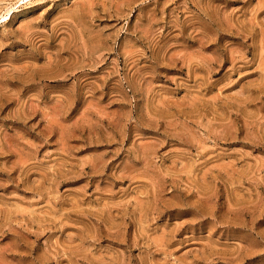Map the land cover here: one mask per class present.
Here are the masks:
<instances>
[{
  "label": "rangeland",
  "instance_id": "374dc122",
  "mask_svg": "<svg viewBox=\"0 0 264 264\" xmlns=\"http://www.w3.org/2000/svg\"><path fill=\"white\" fill-rule=\"evenodd\" d=\"M0 264H264V0H0Z\"/></svg>",
  "mask_w": 264,
  "mask_h": 264
}]
</instances>
